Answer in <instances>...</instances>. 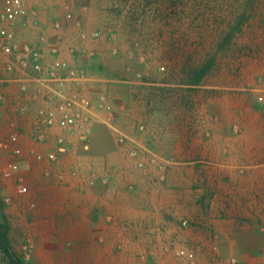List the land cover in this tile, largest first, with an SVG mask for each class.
Listing matches in <instances>:
<instances>
[{
    "label": "rangeland",
    "instance_id": "rangeland-1",
    "mask_svg": "<svg viewBox=\"0 0 264 264\" xmlns=\"http://www.w3.org/2000/svg\"><path fill=\"white\" fill-rule=\"evenodd\" d=\"M28 8L30 26L14 27L16 41L44 51L46 65L47 36L54 47L86 41L85 80L111 70L124 108L110 122L116 158H91L79 129L60 127L45 141L33 132L23 157L5 155L19 136L3 152L0 216L26 264H264V159L238 160L264 122V0H28ZM68 48L62 78L83 69ZM210 62L200 86L183 85L185 68ZM80 82L55 84L69 97L65 86ZM76 96L91 101V120L98 96Z\"/></svg>",
    "mask_w": 264,
    "mask_h": 264
},
{
    "label": "crops",
    "instance_id": "crops-1",
    "mask_svg": "<svg viewBox=\"0 0 264 264\" xmlns=\"http://www.w3.org/2000/svg\"><path fill=\"white\" fill-rule=\"evenodd\" d=\"M34 23L37 24V22L35 21ZM47 37L48 38L44 41V44L46 45V47H48V50L58 48L61 52L58 56L61 58L62 55L70 56L72 48L71 50H69L68 47L76 48L77 55L75 60L68 61H70V64L77 63V65L83 68L81 69L86 74L89 72L91 73L89 69L91 65L90 60L84 52L86 51V49H89V43L84 40H71L72 43H75V45L70 44V41L69 43H67L70 46H67L65 42L60 43V41H57V45L54 47L52 45L54 41L50 40L49 36ZM86 38H88L87 34ZM32 39H36V34L32 36ZM79 48L82 49V52H79ZM90 57L94 56L90 55ZM5 60L7 61L8 59L5 58ZM109 66L111 67V65ZM85 69H87L88 71H86ZM4 70L5 68H3V65H1L0 63V78H2L0 79V93L4 96V102L0 106V140L5 139L9 141L13 134H17V136H19L17 145H15L14 150L7 152L5 155L12 157L18 155L20 157H23L24 153L29 152L30 144L32 145V147L35 146L34 142L31 141V136H33V132L36 131L35 124L37 123L36 120L38 119V112L41 111V108L45 109L49 104H51V97L49 95H45V92L50 93V88L48 86L44 87L38 82H28V90L26 92H23L21 87L22 83H18L15 80L16 75L14 76L12 74H9ZM96 75H98V77H95ZM101 76L105 78V80L102 79ZM80 81V84L82 85L81 87H78L77 85L79 84L77 83H75L74 85L68 84L67 86H65L66 89L64 90V92L69 96L76 95V92H79L83 96H86V94L89 95L90 98H93L96 95L100 97L94 99L93 106L91 108L94 112L91 115L90 120L94 145L90 147L88 144L85 151H91V158L95 159L98 157H104L109 153H112V158H116L119 153L117 152V149H114L115 133L112 130L111 123L113 122L112 119L114 118L112 111H116L117 109L121 110L124 108V98L122 94H120L119 90H117V85L120 83V80L116 78L114 80L112 79L111 70L109 74H107L104 70H100V73L92 75V78H90V80L84 79ZM51 89H56V84H53ZM96 89L102 90L100 91V94L96 92L98 91ZM70 93L74 94L70 95ZM52 98L55 99V97L53 96ZM129 121L130 124H132V128H134L135 123H133L132 119H129ZM118 124H120L119 121ZM256 129H258V133H255V130L253 132L255 134H259V137H255L254 139H252V141L250 140V138H244L245 140L241 142L240 147L242 149V152L239 153L241 154L239 155V157L241 158H238L241 164H248V162L252 159L254 160V162H259L264 159V122L262 120H260L259 124L256 125ZM248 130L249 133L251 129ZM77 134L79 137L80 131H78ZM80 146L82 149V145ZM98 149H100L101 152H97Z\"/></svg>",
    "mask_w": 264,
    "mask_h": 264
},
{
    "label": "built area",
    "instance_id": "built-area-1",
    "mask_svg": "<svg viewBox=\"0 0 264 264\" xmlns=\"http://www.w3.org/2000/svg\"><path fill=\"white\" fill-rule=\"evenodd\" d=\"M29 12L28 0H0V56L8 57L4 66L5 72L16 75L15 80L22 83L23 92L28 90V82H38L44 87L50 88V93L45 92V95L51 97V102H53L52 96L55 97L56 103L49 104L39 113L35 124V138L39 141L47 140L48 130L55 127L71 131L79 129V140L87 147L91 130L90 116L86 112L90 110L91 101L88 98H78L76 95L67 97L63 90L51 89L53 84L63 85L62 82L65 80H84L86 74L83 70L72 69L69 71L68 77L62 78L61 70L67 67L68 62L58 56L60 54L58 48L50 50L55 57L52 64L46 65L44 51L28 43L20 44L16 41L14 27L19 25L23 29L29 28ZM54 28L57 31L61 30V23H55ZM80 36L81 39H85L86 33L82 32ZM90 55L93 56L94 52H90ZM98 98L100 97L98 96ZM3 102L4 96L0 93V106ZM17 139V134H13L9 141L0 140V157L4 151L11 148V144ZM58 140L60 143L64 142V138H58ZM64 150V147L60 148V151L64 152ZM39 159L42 157L39 156ZM47 159L55 161L56 155L49 154Z\"/></svg>",
    "mask_w": 264,
    "mask_h": 264
},
{
    "label": "trees",
    "instance_id": "trees-1",
    "mask_svg": "<svg viewBox=\"0 0 264 264\" xmlns=\"http://www.w3.org/2000/svg\"><path fill=\"white\" fill-rule=\"evenodd\" d=\"M178 1V0H176ZM183 0H180V2ZM230 38V33L227 35L224 43ZM223 43V44H224ZM222 44V45H223ZM211 62L203 65L199 68H185L183 85H187L189 88L198 87L201 85L206 75L211 71ZM0 252L2 253L6 264H26L24 259L15 251L11 238H10V226L5 219V216H0Z\"/></svg>",
    "mask_w": 264,
    "mask_h": 264
}]
</instances>
